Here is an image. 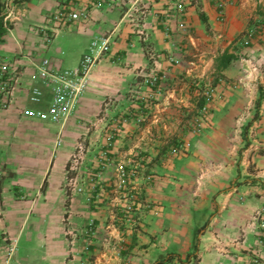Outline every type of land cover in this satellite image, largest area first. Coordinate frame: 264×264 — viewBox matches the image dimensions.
Returning <instances> with one entry per match:
<instances>
[{"label": "crops", "instance_id": "crops-1", "mask_svg": "<svg viewBox=\"0 0 264 264\" xmlns=\"http://www.w3.org/2000/svg\"><path fill=\"white\" fill-rule=\"evenodd\" d=\"M218 2L224 3L221 18ZM176 3L183 5L181 15ZM64 7L85 11L87 18L57 25L52 15ZM19 13L0 42V59H11L21 72L10 106L0 109V264H264V230L251 227L242 235L252 213L264 207V100L255 108L258 85L264 86V0H31L19 3ZM252 16L261 21L260 31L237 52ZM109 34L110 51L94 69L95 85L62 129L21 117L22 109L36 108L28 101L32 63L47 59L54 69L73 68L88 51L81 50L84 38L89 48L93 36ZM224 52L234 59L218 71ZM155 72L166 80L137 124L136 96L151 93L143 77ZM218 74L239 83L214 87L202 131L193 135L188 126L202 90L195 84ZM105 99H112L106 110ZM100 117L103 123L95 126ZM122 117L127 122L110 156L136 169L140 197L132 218L118 224L112 170L97 185V201H88L87 178L97 169L106 131ZM59 130L62 144L55 149ZM79 140L89 150L81 168L84 192L74 194L65 188L66 166ZM177 140L190 149L171 156ZM237 152L243 156L238 167ZM89 221L92 238L85 233ZM67 232L77 239L71 242Z\"/></svg>", "mask_w": 264, "mask_h": 264}, {"label": "built area", "instance_id": "built-area-1", "mask_svg": "<svg viewBox=\"0 0 264 264\" xmlns=\"http://www.w3.org/2000/svg\"><path fill=\"white\" fill-rule=\"evenodd\" d=\"M19 0H0V16L3 18V25L6 33L10 32L12 24L20 19ZM223 2H218L219 17H222ZM176 13H183L182 3H176L174 6ZM87 13L85 11H74L66 7L58 10L52 15V20L57 25L67 26L72 21L85 20ZM221 20V19H220ZM57 29L51 30L50 35L46 36L47 42L57 33ZM179 29L182 33L187 32V27L183 23H179ZM44 31L40 28V32ZM167 36V31H166ZM111 35H95L90 41L88 51L82 55L77 66L66 69H54L51 67L49 60L42 59L39 63H32L35 69L31 76L33 85L29 89L28 101L36 108H25L21 110V117L30 120L48 122L54 125H60L62 129L63 123L73 114L78 101L86 93V91L95 85L93 77L96 65L110 51ZM177 63V60L171 59ZM20 69H18L11 59H0V109H7L11 104V98L14 88L20 83ZM151 93L148 96L138 95L136 101L139 103V117L137 124H140L144 118V110L152 104L158 92L156 76L145 80ZM209 91H205L203 102L199 108V114L207 111V104L211 101ZM112 103V99H105L103 108L106 110ZM197 119L200 118L196 116ZM127 119L122 117L113 123V127L106 131L105 143L96 155L97 169L91 173L87 182L89 185L90 196L88 201L99 199L96 193L98 183L101 181L103 173L112 170V189L118 200L119 214L115 220L129 221L132 218L135 207L139 204V192L133 184L137 177V171L131 167L129 162H116L111 159V150L113 147L116 132L120 127L126 124ZM103 123V117L96 120L95 126ZM62 144V131L59 130L56 136L55 149ZM88 146L85 141L79 140L74 144L73 151L69 158L70 177L66 181V190L69 193L82 194L84 187L82 185L81 168L85 162L88 153ZM172 152H175L173 150ZM263 217V214H260ZM261 225L264 226L263 222ZM85 233L88 237L95 234L94 223L89 221L85 227ZM70 241L77 239V235L73 232H67ZM15 246H9L8 257L12 255ZM6 263V262H5Z\"/></svg>", "mask_w": 264, "mask_h": 264}, {"label": "rangeland", "instance_id": "rangeland-1", "mask_svg": "<svg viewBox=\"0 0 264 264\" xmlns=\"http://www.w3.org/2000/svg\"><path fill=\"white\" fill-rule=\"evenodd\" d=\"M260 20L258 17L252 16L248 19V25L251 28L250 30H248L247 32L242 33V37H240V40L238 42V44L235 46V50H237V52H241L243 50V48H246L248 46H250L251 44V40L254 38V36L257 34L258 31H260V29L258 28L260 24ZM88 38H84L83 39V47H82V51H87L88 50V42H87ZM77 58V55H73V58L71 59V62H73L72 64H74L75 60ZM170 63H175L173 61H171V59H168ZM239 60L242 62H245L246 65L248 66V69L250 70L251 73H256V71L254 70L253 64H250V62L248 61V59H246L243 55L239 56ZM247 60V61H246ZM259 71H257V75H259L262 71V68H258ZM156 76L158 78V81L156 83V87H160L161 83L163 81L166 80V76L165 74L161 73V72H155L149 76H144L143 77V84L145 87H148L146 84V79L151 78ZM239 82L238 81H230L228 82L227 80L225 81L223 79V77L218 74V75H213L212 78H208V79H204L202 82H197L195 84V87H202V90L199 93V102H198V109L195 112L194 117L191 119L192 121H190V124L188 126V130L191 134L193 135H199L202 131L203 128V122L205 117L207 116L208 113V109H209V105L210 103L213 101L214 99V95H215V90L214 87H219L222 84H226L227 86L230 87H237V84ZM205 91H209V96L211 101L207 104V111L204 114H199V108L203 102V98L205 96L204 92ZM200 118L197 119L196 116H199ZM258 114H256L257 116ZM253 120V119H252ZM242 121V120H241ZM242 123V122H240ZM245 125V124H243ZM247 127V126H246ZM245 128V126H244ZM246 131L243 129L241 132V138L242 140L245 142V146L249 145L250 143L247 141V138L245 137ZM190 149V145L188 142L186 141H182V140H177L169 149V154L171 156H180V155H184L188 152V150ZM173 150H175V152H172ZM260 147H258L257 149H255V151L260 152ZM242 152H237L236 155L234 156L233 160L235 161V166L238 167L240 164H242L243 162V156L241 154ZM249 158V157H248ZM244 166H246L247 171L249 169H251L252 167V162L251 159H249V161L247 163H244ZM243 165L241 167H244ZM260 214H263V217L260 216ZM118 224H124L126 223L125 220H117L116 221ZM261 222H263L264 224V207L255 210L251 217L248 219V221L244 224L243 226V230H242V235L245 234V230L249 229V228H256L258 230H264V226L261 225Z\"/></svg>", "mask_w": 264, "mask_h": 264}, {"label": "trees", "instance_id": "trees-1", "mask_svg": "<svg viewBox=\"0 0 264 264\" xmlns=\"http://www.w3.org/2000/svg\"><path fill=\"white\" fill-rule=\"evenodd\" d=\"M31 0H19V3H25V2H29ZM192 3H194V0H192ZM199 18L202 20L203 23H205V17L203 15V13L201 11H199ZM6 34V30L4 28L3 25V18L0 16V42L2 41V37ZM234 57L231 54H228L227 52H224L219 59L216 61V70H221L224 69L226 67V65L233 60ZM257 92H258V98L255 101V108L258 109L261 105V102L264 100V86L263 85H258L257 88ZM256 116V114H255ZM66 170H67V178L69 179L70 177V172H69V162L67 163L66 166ZM67 191V190H66ZM69 200H66V206L68 205ZM168 259H166L164 262H167Z\"/></svg>", "mask_w": 264, "mask_h": 264}]
</instances>
